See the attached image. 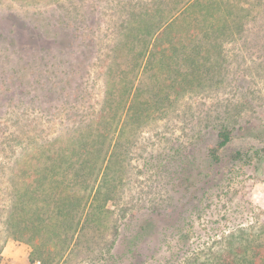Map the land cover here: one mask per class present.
<instances>
[{"label":"rangeland","instance_id":"374dc122","mask_svg":"<svg viewBox=\"0 0 264 264\" xmlns=\"http://www.w3.org/2000/svg\"><path fill=\"white\" fill-rule=\"evenodd\" d=\"M158 1L168 4V16L189 2L0 0V264H37L6 226L18 168L45 144L94 120L122 25L134 9ZM230 1L240 18L230 23L235 35L223 43L217 77L121 136L120 143L130 140L133 147L110 214L104 226L82 228L65 264H196L237 228L264 226V154L220 184L228 156L263 144L238 130L264 123V0ZM224 120L235 130L226 158L202 184L186 187L177 163L190 154L203 157Z\"/></svg>","mask_w":264,"mask_h":264},{"label":"trees","instance_id":"16d2710c","mask_svg":"<svg viewBox=\"0 0 264 264\" xmlns=\"http://www.w3.org/2000/svg\"><path fill=\"white\" fill-rule=\"evenodd\" d=\"M168 9L162 1L134 9L104 74V100L94 120L45 144L18 168L6 226L13 240L29 246V263L65 264L83 227L104 226L133 147L130 140L120 143L121 136L166 115L175 101L202 89L220 72L223 43L235 35L230 23L234 16L240 18L237 6L230 0H189L177 15L169 17ZM262 127L264 123L261 128L240 125L243 138L263 144L235 151L230 158L224 153L235 130L225 120L215 127V144L205 148L203 157L190 154L177 163L186 187L202 184L225 158L229 165L222 167L220 184H230L263 156ZM219 249L196 264H264V226L257 231L237 228Z\"/></svg>","mask_w":264,"mask_h":264},{"label":"built area","instance_id":"2783aa9c","mask_svg":"<svg viewBox=\"0 0 264 264\" xmlns=\"http://www.w3.org/2000/svg\"><path fill=\"white\" fill-rule=\"evenodd\" d=\"M37 264H39V262H37Z\"/></svg>","mask_w":264,"mask_h":264}]
</instances>
